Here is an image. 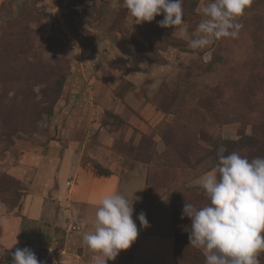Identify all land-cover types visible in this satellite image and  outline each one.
Returning <instances> with one entry per match:
<instances>
[{
    "label": "rangeland",
    "instance_id": "rangeland-1",
    "mask_svg": "<svg viewBox=\"0 0 264 264\" xmlns=\"http://www.w3.org/2000/svg\"><path fill=\"white\" fill-rule=\"evenodd\" d=\"M207 2L183 0L189 33ZM162 19L135 24L111 0H0V264L18 220L40 225L23 219L25 190L56 186L53 162L69 148L120 190L137 184L143 207L168 206L174 264H205L184 204L209 202L199 181L221 148L264 157V0L238 18L237 38L203 49Z\"/></svg>",
    "mask_w": 264,
    "mask_h": 264
},
{
    "label": "clouds",
    "instance_id": "clouds-1",
    "mask_svg": "<svg viewBox=\"0 0 264 264\" xmlns=\"http://www.w3.org/2000/svg\"><path fill=\"white\" fill-rule=\"evenodd\" d=\"M252 0H208L199 8L202 19L189 33L184 25L183 0H111L113 8L128 10L135 24L158 21L161 28L178 30L193 49H203L222 38H237L243 25L238 23ZM218 152L215 171L204 175L199 185L208 203L197 207L186 201L182 216L191 220L189 243L201 249L205 264H260L264 252V157L248 159L237 152ZM133 200L123 194L104 196L97 207L93 230L85 231L82 241L95 253L92 264H108L138 237L133 219ZM136 219L141 228L149 227L146 214ZM13 264H46L28 247L16 248Z\"/></svg>",
    "mask_w": 264,
    "mask_h": 264
},
{
    "label": "crops",
    "instance_id": "crops-1",
    "mask_svg": "<svg viewBox=\"0 0 264 264\" xmlns=\"http://www.w3.org/2000/svg\"><path fill=\"white\" fill-rule=\"evenodd\" d=\"M71 153V148L66 149L60 161L53 162L56 168L51 179L58 185L47 183L25 190L21 203L26 208L23 219L38 221L41 228L33 226L26 231L21 228L22 220H18L16 229L2 239L6 248L15 252L16 248L28 247L46 264H92L96 254L83 244L82 235L93 230L100 200L120 193L133 200L138 237L129 249L122 250L108 264H174L175 242L170 237L172 221L168 206H161L157 201L143 207L137 184L133 186V182L127 181L129 185L120 190L121 180L117 175H96L82 164L79 154L71 157ZM141 211L149 222L147 228H141L136 219ZM70 223L77 230H67ZM9 264H13L12 260Z\"/></svg>",
    "mask_w": 264,
    "mask_h": 264
},
{
    "label": "trees",
    "instance_id": "trees-1",
    "mask_svg": "<svg viewBox=\"0 0 264 264\" xmlns=\"http://www.w3.org/2000/svg\"><path fill=\"white\" fill-rule=\"evenodd\" d=\"M93 167L96 169V173L98 174V175H108V173L109 172H107V171H105V169H103L100 165H98L97 163H93ZM12 253H14L13 251L12 252H10V255L7 257V259H6V262L7 263H10L11 262V260H12Z\"/></svg>",
    "mask_w": 264,
    "mask_h": 264
},
{
    "label": "built area",
    "instance_id": "built-area-1",
    "mask_svg": "<svg viewBox=\"0 0 264 264\" xmlns=\"http://www.w3.org/2000/svg\"><path fill=\"white\" fill-rule=\"evenodd\" d=\"M72 226V224H69L67 227Z\"/></svg>",
    "mask_w": 264,
    "mask_h": 264
}]
</instances>
